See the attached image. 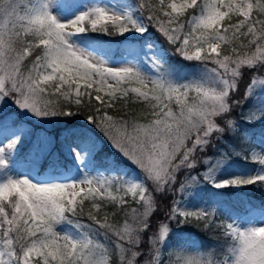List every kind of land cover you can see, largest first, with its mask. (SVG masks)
<instances>
[{"label": "snow or ice", "instance_id": "obj_1", "mask_svg": "<svg viewBox=\"0 0 264 264\" xmlns=\"http://www.w3.org/2000/svg\"><path fill=\"white\" fill-rule=\"evenodd\" d=\"M21 7L20 0H0L4 21L0 28V98L14 97L18 107L37 117L83 115L140 170L144 182L98 176L69 183L37 185L28 179L0 183V264H34V256L39 258L35 264H114L113 250L100 244L94 239L95 232L85 230L80 223L85 215L105 238L115 236L119 264H141V260L143 264H264V227L239 230L228 224L225 235L232 243L222 259L211 251L181 250L186 254L175 261L171 253L167 261H162L161 246L169 232L167 221L195 220L197 226L202 223L209 229L214 214L186 211L173 202L166 220L155 230L150 229V217L159 206L154 193L170 191L181 168H194L195 154L210 138L234 130L235 121L229 114L238 101H229L241 76L258 69L250 73L245 98L256 84L264 83V0L255 4L252 0H159L151 5L137 0L146 22L176 54L211 66L212 77L182 84L167 75L148 77L131 64L109 67L103 59L71 42L73 36L85 32L118 36L133 30L146 32L130 14L93 6L61 23L49 14L46 5L24 4L23 14ZM185 14L187 19H181ZM34 48L40 51L26 68L25 58ZM133 84L139 86L129 87ZM173 99L178 112L169 106ZM130 101L149 105L150 114L122 115ZM118 105L123 108L109 114ZM261 115L264 113L253 111L246 118L251 122ZM142 119L147 122L141 123ZM3 151L0 147V153ZM75 155L79 162L80 154ZM249 158L264 165V155L252 152ZM209 173L204 176L211 183ZM195 179L184 181L177 191ZM249 184L264 187V175L234 177L214 186ZM117 217H122V224L112 222ZM62 223L72 224L78 234L58 231Z\"/></svg>", "mask_w": 264, "mask_h": 264}, {"label": "rangeland", "instance_id": "obj_2", "mask_svg": "<svg viewBox=\"0 0 264 264\" xmlns=\"http://www.w3.org/2000/svg\"><path fill=\"white\" fill-rule=\"evenodd\" d=\"M31 4H35L37 7L46 5L49 14L61 23L71 21L77 15L93 6L104 7L116 14H130L137 24L147 29L146 32L138 33L134 30L126 32L121 36L123 40L119 44L111 41H101L86 33L76 34L71 38V42L75 46L86 53L103 59L109 67L131 64L148 77L167 75L168 78L178 84L196 79H207L213 76V73L209 71L211 66H206L196 61L185 60L191 64H188L187 66L189 67L179 72L172 71L171 68L167 69L165 66L156 63L155 61L167 63V50L164 44H160L159 41H153L155 37L148 29L149 25L142 14H140L137 3L134 0H29V5ZM3 26V18L0 17V28ZM153 29L157 33L154 27ZM141 38H145L144 43L138 41ZM159 65L166 69L159 68ZM254 71H258V69H251L241 76L236 92L232 93L230 97L229 102H231V99L238 101L237 104L232 106L230 114H235L238 107L242 105L243 99L240 98V91L244 88L242 93L244 94L245 88L251 79L250 73ZM101 95L107 99L104 92ZM192 95L195 94L193 93ZM248 96L252 97L253 111L264 113V83L256 84ZM9 98L10 106L17 112L20 120L15 122V116H8L0 127V147H4L3 153H0V159L5 161V164L0 165V183H5L9 179H28L34 184L41 185L78 182L85 177L98 176L121 177L126 182H144V177L140 170L123 157L100 130H98L100 134H98V138L84 124L62 129V127L67 125V122L65 123L67 118L64 116L37 117L32 112L18 107L14 97L11 96ZM243 98H245L244 95ZM2 102L5 101L0 98V104ZM189 103H191V98ZM169 106L174 111H179L175 99L170 102ZM8 107L0 105V111L4 108L8 109ZM247 123L259 126L257 129H248V133L245 135L254 147V149L249 151V157L252 152L264 155V126L262 125L264 124V115ZM57 129H61L58 135L55 132ZM227 132H230V130H227ZM221 136L215 139L210 138L209 143L204 146L203 150L195 154L196 163L194 168H181L176 173V182L171 186L170 191L165 190L154 193L159 206L150 217V229L155 230L159 222L166 220L167 211L173 202L178 208L186 211L201 210L212 212L215 217L222 215L227 221V225L231 224L239 230L264 227V206L256 208L247 205L241 213L236 214L227 206L225 195L212 197L208 201H203L201 198L200 189L208 188L221 191L229 188L235 193H242V189L248 186L225 188L214 186L215 183H219L222 180L234 177L249 178L264 175V165L256 163L250 158L249 160L256 164L254 170H251L249 166L239 167L238 165L230 164L220 157H207L212 150L218 151V155H220L219 150L223 147L222 142H224ZM13 140L16 141L14 146L11 149L7 148V145ZM27 142H30V148L22 157H19L21 155L19 149L23 148L24 143ZM101 142L106 144L110 156L103 166L94 167L93 155L97 150H100ZM209 146L210 149L208 148ZM75 153H79L81 156L79 162ZM42 165H45L44 169ZM209 169H211V173H209ZM205 173H209L211 176V183L205 179ZM192 177H196V179L177 191V189H180L181 183L191 180ZM148 183L151 184V182ZM261 193L264 194V188ZM239 196L243 197L242 195ZM171 221L173 222L174 220L167 221L168 225L171 224ZM57 230L71 235L78 234V230L70 223L58 225ZM171 232H173V238L169 239ZM144 243L146 244V239ZM181 250H186L187 253H203L200 251L194 236L187 233H176L175 230L169 229L167 238L161 246L162 261H167L170 253L172 254V260L175 261L179 255L186 254L181 252ZM34 260H39V258L34 256Z\"/></svg>", "mask_w": 264, "mask_h": 264}, {"label": "trees", "instance_id": "obj_3", "mask_svg": "<svg viewBox=\"0 0 264 264\" xmlns=\"http://www.w3.org/2000/svg\"><path fill=\"white\" fill-rule=\"evenodd\" d=\"M137 3V0H134ZM153 2L158 3L159 0H144L145 4L151 5ZM202 2V0H198V3ZM256 0H252V3L255 4ZM21 3V14H23V5L28 4L29 0H20ZM140 11V9H139ZM192 10L189 9L188 12H191ZM140 14L142 12L140 11ZM143 18L146 19V17L142 14ZM181 19L186 20L187 14H185L184 17ZM236 17L233 16V20H235ZM148 29L151 33L154 35L153 41H159L160 44H164L165 49L167 50V64H162V66H165L167 69L171 68L172 71H183L185 68L189 67L187 66L188 63L185 60H183L181 57H179L172 49L171 46L167 43V41L156 31L151 27L150 24H148ZM88 34L94 38L100 39L101 41H111L112 43H120V41L123 40L121 36L118 35H105L104 33L100 32H88ZM141 43L145 42V38H141L138 40ZM152 41V40H151ZM42 47V46H41ZM39 48H34L32 50V55L25 58V66L30 67L31 61L34 59V56L36 52H39ZM221 53H224V47L221 48ZM169 55V56H168ZM159 64V63H158ZM160 65V66H161ZM161 66V67H162ZM25 68V70H26ZM129 87H138L137 85H129ZM243 90L240 91V98L243 99L242 105L238 107L235 114L231 113L230 116L235 121V128L234 130H230V132H227V130L222 134V142L223 147L219 150L220 155H218V151L212 150L207 157H220L228 161L230 164L238 165L239 167L242 166H254L251 161L249 160V151L251 149H254L251 141L247 140L246 136L248 133V129H257L259 126L254 124H248L249 121L246 117L249 116L251 112H253V100L252 97H246L243 98ZM233 96V95H232ZM237 96V95H235ZM11 97V96H9ZM9 97H3L5 102H2L0 105H5V107L9 106L8 109L4 108L0 112V127L5 122L6 118L11 115H15V122L19 121V116L15 110L12 109L10 106V98ZM130 107L123 108V105H118L116 110H109V114L115 115L117 111H120L123 108V111L121 114H127V113H135L138 117L139 116H146L150 114V106L144 104L141 101H130ZM75 110V109H74ZM239 110V111H238ZM61 116V115H60ZM67 118L65 120L66 126L62 127L64 128H72L75 126H82L84 124L87 128H89L98 138H99V129L96 128L94 124L89 123V121L81 114L76 113L71 116H64ZM70 121V122H69ZM141 123L147 122L146 120H140ZM264 126V124H262ZM261 126V125H260ZM61 129H57L55 132H57V135ZM99 134V135H98ZM101 139V138H100ZM102 140V139H101ZM28 144H25L23 148H21V155L19 157H22L24 153L27 152L29 149ZM210 149V146L208 147ZM108 148L104 142H101L100 150H97L96 153L93 155V161H94V167H100L103 166L105 161L109 158L110 153H108ZM107 151V154H106ZM45 165H42V168L44 169ZM261 188L260 184H252L249 185L247 188L243 189V192L245 196H248L249 203L253 207H259L264 202V196L260 195L258 191L256 192V189ZM249 190V192H248ZM246 192H248L246 194ZM200 195L203 201H208L212 199V197H218L219 195H225V201L227 206L233 210V212L238 213L241 211L243 205H245V197H240L238 193H235L231 191L229 188H226L222 191H215L210 189H200ZM79 199V198H78ZM129 200H131V197H128ZM258 202V203H257ZM85 205L90 207V202L88 200L84 201ZM257 203V204H256ZM87 211V209H86ZM109 213H111L112 209L109 207L107 209ZM104 212L100 213V218L103 219ZM211 220V228L205 229L204 225L201 223L199 226H197V223L195 220H193L190 223H180L178 219H175L173 222L171 221V224H169V229H173L176 231V233H187L195 237L197 244L200 248V250L203 253L207 252H213L217 255V258L222 259L223 255L227 252V249L229 245L232 243V239L225 235L226 232V221L223 218V216H213L210 217ZM116 221H119L121 224L123 223L122 217H117L116 220L112 221L115 223ZM80 223L85 227V230L91 229L95 232L96 236L94 239H96L100 244L110 248L113 250V256L112 259L114 261V264H119L120 257L115 252V236H111V239L105 238L103 235L99 233L98 230H96L95 226L92 224V221H90L87 217V215L80 217ZM171 232L169 234V239H172ZM35 261V260H34ZM38 261V260H36ZM35 261V262H36ZM141 264H143V260H141Z\"/></svg>", "mask_w": 264, "mask_h": 264}, {"label": "bare ground", "instance_id": "obj_4", "mask_svg": "<svg viewBox=\"0 0 264 264\" xmlns=\"http://www.w3.org/2000/svg\"><path fill=\"white\" fill-rule=\"evenodd\" d=\"M77 140V139H76ZM78 142V141H77ZM79 179H81V177H79Z\"/></svg>", "mask_w": 264, "mask_h": 264}]
</instances>
